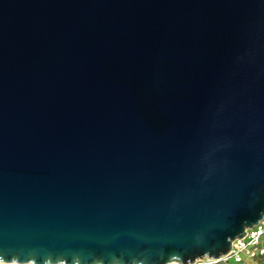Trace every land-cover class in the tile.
Returning <instances> with one entry per match:
<instances>
[{"label":"water","instance_id":"1","mask_svg":"<svg viewBox=\"0 0 264 264\" xmlns=\"http://www.w3.org/2000/svg\"><path fill=\"white\" fill-rule=\"evenodd\" d=\"M264 218V0H0V262L193 264Z\"/></svg>","mask_w":264,"mask_h":264},{"label":"built area","instance_id":"2","mask_svg":"<svg viewBox=\"0 0 264 264\" xmlns=\"http://www.w3.org/2000/svg\"><path fill=\"white\" fill-rule=\"evenodd\" d=\"M248 259L264 262V218L253 227L248 228L246 235L232 242L231 251L219 258L205 256L193 264L221 262L223 264H244ZM207 260V261H206ZM1 264H12L3 262Z\"/></svg>","mask_w":264,"mask_h":264},{"label":"rangeland","instance_id":"3","mask_svg":"<svg viewBox=\"0 0 264 264\" xmlns=\"http://www.w3.org/2000/svg\"><path fill=\"white\" fill-rule=\"evenodd\" d=\"M206 264H223V263L215 262V263H206ZM244 264H264V262H261V261H258V260H250V259H248Z\"/></svg>","mask_w":264,"mask_h":264},{"label":"bare ground","instance_id":"4","mask_svg":"<svg viewBox=\"0 0 264 264\" xmlns=\"http://www.w3.org/2000/svg\"><path fill=\"white\" fill-rule=\"evenodd\" d=\"M3 263V262H0V264ZM12 264H35V263H13L11 262ZM169 264H179L177 262H172V263H169Z\"/></svg>","mask_w":264,"mask_h":264}]
</instances>
